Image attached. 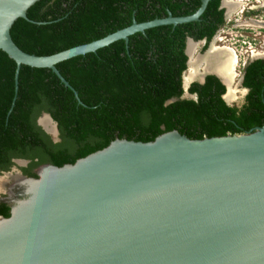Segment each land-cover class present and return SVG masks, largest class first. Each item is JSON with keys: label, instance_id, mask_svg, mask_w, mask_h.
Instances as JSON below:
<instances>
[{"label": "water", "instance_id": "water-1", "mask_svg": "<svg viewBox=\"0 0 264 264\" xmlns=\"http://www.w3.org/2000/svg\"><path fill=\"white\" fill-rule=\"evenodd\" d=\"M37 1L0 0V49L15 61V77L21 64L47 67L69 87L58 62L150 27L197 20L209 3L201 0L191 13L133 19L45 55L23 51L9 32ZM220 8L228 16L224 0ZM250 19L264 28V19ZM36 123L59 140L49 112ZM0 174L7 194L1 199L10 202L9 216L0 215V264H264V124L200 139L175 129L151 141L115 138L73 163H43L36 177L15 167Z\"/></svg>", "mask_w": 264, "mask_h": 264}, {"label": "trees", "instance_id": "trees-1", "mask_svg": "<svg viewBox=\"0 0 264 264\" xmlns=\"http://www.w3.org/2000/svg\"><path fill=\"white\" fill-rule=\"evenodd\" d=\"M221 0L209 3L194 21L150 27L95 51L56 64L66 86L47 67L21 64L0 49V171L13 158L28 159L23 173L36 177L43 163H73L115 138L151 141L164 131L189 138L241 133L264 124V58L248 62L240 107L222 98L225 86L213 75L193 84L196 99L165 101L180 93L188 37L206 39L224 23ZM201 0H38L10 27L14 43L27 53L52 54L156 17L194 12ZM77 94V96L75 95ZM47 111L57 122L59 142L37 125ZM0 215L9 206L0 203Z\"/></svg>", "mask_w": 264, "mask_h": 264}, {"label": "flooded vegetation", "instance_id": "flooded-vegetation-1", "mask_svg": "<svg viewBox=\"0 0 264 264\" xmlns=\"http://www.w3.org/2000/svg\"><path fill=\"white\" fill-rule=\"evenodd\" d=\"M227 1L228 2H235V9H233V10H231L230 7H228L227 2H225L226 5H224L226 7V9H227V12L229 11L230 13H233L234 10H236V8H238L239 6L237 7L236 1H229V0H227ZM238 1H240V0H238ZM249 19L246 20L243 25L253 27L252 25H250ZM262 29H264V28H262ZM263 37H264V35H263ZM216 40H214V39L211 38L210 41L207 43L206 47H204V45L206 43V39H198V40H196V39L192 38V42H190V44H189V51H190V54H191V62H190L189 68H188V65H187L186 69L180 75V93L178 95L169 97L165 101V103H171V102H173V101H175L177 99H196L198 93L196 91L191 90L192 85L193 84H198V85L204 84L205 81H206V77L209 76V75L215 76L222 84H223V80H226V82H228L227 84H229V85H227L228 86L227 93H226V87H225L224 93H222V98H223V95L226 96V99H224V98L223 99H224V101L228 105L235 106V107H240L244 103L245 95L248 92V88H246V87H244L242 85L243 75H244V68H243L242 71H240V74H239L240 78L238 80V84H237L238 86H237V88H239L242 91H239L240 92V96H239L238 102L236 103L235 99L228 100L227 95L229 94L230 89H235V87H233V85H232V81H233L234 75H236L235 64H236V60H238L237 53L234 50H232V48H231V50L228 49V48H220L219 46H217L216 44L213 43ZM200 42L202 44L201 51L198 52V55L197 54L194 55V48L196 46L195 43L199 44ZM187 43L188 42L186 41L185 50L187 48ZM201 52H203V53H201ZM230 53L232 54V56L234 55V57H232ZM228 56L232 57V61L233 62L231 61V62H227L226 63L225 57H228ZM214 57H216V59H218V60L221 59V61L218 62V63H216L218 60L216 61V59ZM257 58H264V54H261V56H256V57L255 56H252L245 63L247 64L248 62L253 61L254 59H257ZM187 59H188V56H187ZM197 61H199V62L196 63ZM209 63L210 64L213 63L212 66H214L216 64L215 66H216V68H217V66L219 67V68H217L219 71L216 68H213V67L212 68H207V65ZM186 64H187V61H186ZM194 66H195V68H194ZM210 70H214V71L216 70V72H218L221 76L219 74L215 73L214 71H210ZM222 70L225 73H223ZM186 71H187V74H185ZM231 73L234 74V75H232ZM229 76H230V78H229ZM230 101L231 102H235V104L231 103ZM45 120H46L45 118H43L41 120V122L44 124V126L47 125V123H46ZM50 138H51V141H53V142H59L61 140L60 137H59V140L58 141H54V139H53L52 136H50ZM17 159H24V158H13L12 159L13 164L9 168V170H11V168L15 167L17 169H20V172L22 174L27 175V174L23 173V171L21 170V168L27 166L28 163H29V160L28 159H24L25 160V163L24 164H18L16 162ZM37 168H38V166L34 169L35 172H36ZM9 170H1L0 173H2L4 171H9ZM15 191H16L15 193H17V190H15ZM6 196H7V194H6L5 191L4 192L3 191L0 192V203L1 202H5L9 206L10 205V202H8L6 200L4 201V199H1L2 197H6ZM9 211H10V206H9Z\"/></svg>", "mask_w": 264, "mask_h": 264}, {"label": "rangeland", "instance_id": "rangeland-1", "mask_svg": "<svg viewBox=\"0 0 264 264\" xmlns=\"http://www.w3.org/2000/svg\"><path fill=\"white\" fill-rule=\"evenodd\" d=\"M229 1H236L237 2L238 0H229ZM240 1H242V3H240L239 7L236 8V10H234V12L231 13L230 16H228L229 18L225 17V24L223 26H221L215 34L219 38H217V40L215 38L216 41L213 42L214 44H216L220 48H228L230 50H231L232 44L228 43V42L234 40V42L237 43V46L236 45L235 46L238 50L236 53L238 54L239 59L236 60V64H235L236 75H234L233 81H232V85H233V87H235V97L233 99H235L236 103L238 102V99L240 96L239 91H242L239 88H237V86H238L237 84H238V80L240 78V76H239L240 71L243 70L242 61L244 60L243 57H246L245 50L247 48V44L244 45L242 43V41L239 38H237V36L239 34H243L245 37L246 36L247 37L256 36V38L261 39L262 36L264 35V29H262V31H261V28H258L255 26L250 28L248 26L243 25L244 22L250 17L251 18L264 19V0H240ZM237 39H239L240 41H237ZM262 39H264V38H262ZM195 44H196V46L194 48V55H196V54L198 55V52L201 51L202 44H201V42L199 44H197V43H195ZM258 49H260V48H258ZM201 53H203V52H201ZM254 54L257 55L259 53L255 52ZM185 74H187V71L185 72ZM231 103L235 104V102H231ZM18 170H20V169H18ZM5 178H6V176L4 174H0V186H2L4 184L3 180ZM2 188L3 187H0V190H3Z\"/></svg>", "mask_w": 264, "mask_h": 264}, {"label": "built area", "instance_id": "built-area-1", "mask_svg": "<svg viewBox=\"0 0 264 264\" xmlns=\"http://www.w3.org/2000/svg\"><path fill=\"white\" fill-rule=\"evenodd\" d=\"M231 15V13H229L228 14V16H230ZM228 16H226V17H228ZM229 18V17H228ZM225 24V18H224V23L221 25V26H223ZM220 26V27H221ZM219 27V28H220ZM248 27H250V28H252L251 26H248ZM218 28V29H219ZM258 28H260V27H258ZM261 31H262V28H261ZM217 32V31H216ZM216 34V33H215ZM214 37L217 39V38H219L217 35H214ZM237 38H239L241 41H242V43L244 44V45H246L247 44V48H246V50H245V53H246V57H243L244 58V60L242 61V67L244 68V66H245V62L250 58V57H252V56H261L260 54H264V39H262V38H264L263 36H262V38L261 39H259V38H256V36H253V37H245L243 34H239L238 36H237ZM242 38V39H241ZM239 39H237V41H240ZM228 41V40H227ZM228 43H231L232 44V49L233 50H235V52H237L238 50H237V48H236V46H237V43L236 42H234V40L233 41H229ZM236 45V46H235ZM258 48H260V49H258ZM259 53L258 55H256V54H254V53ZM240 53V52H239ZM237 58L239 59V56H238V54H237Z\"/></svg>", "mask_w": 264, "mask_h": 264}, {"label": "bare ground", "instance_id": "bare-ground-1", "mask_svg": "<svg viewBox=\"0 0 264 264\" xmlns=\"http://www.w3.org/2000/svg\"><path fill=\"white\" fill-rule=\"evenodd\" d=\"M225 2H227V5H228V7H230V9L231 10H233V9H235V2H228L227 0H224V5H226L225 4ZM240 3H242L241 1H238V2H236V4H237V7L240 5ZM228 14L230 13L229 11L227 12ZM249 23H250V25H252V26H255L254 25V23L251 21V19H249ZM256 27V26H255ZM190 42H192V40H188V43H187V52H188V54L190 55V60H189V63H188V68H189V65H190V62H191V54H190V51H189V44H190ZM215 50V49H214ZM213 50V51H214ZM217 51V50H216ZM230 51V50H229ZM207 53V52H206ZM205 53V54H206ZM219 53V52H218ZM231 54V53H230ZM204 55V54H203ZM231 56H232V54H231ZM230 59H229V58ZM228 57H225V61H226V63L227 62H231L232 61V57H234V55L232 56V57H230V56H228ZM215 59H216V57H214ZM229 60H228V59ZM194 59V58H193ZM227 59V60H226ZM218 59H216V61H217ZM235 60V59H234ZM221 61V59H219L216 63H218V62H220ZM224 61V62H225ZM199 61H197L196 63H198ZM208 62V61H207ZM233 62V61H232ZM232 64V63H231ZM234 64V63H233ZM213 65V63H209L208 65H207V68H216V64L214 65V66H212ZM201 66V65H200ZM233 67V66H232ZM194 68H195V66H194ZM217 68H219L218 66H217ZM216 68V69H217ZM193 69V68H192ZM188 70V69H187ZM218 70V69H217ZM230 70V69H229ZM198 71V70H197ZM210 71H214V70H210ZM219 71V70H218ZM199 72V71H198ZM214 72H216V70L214 71ZM222 72H223V70H222ZM230 72V71H229ZM217 74H219L218 72H216ZM223 73H225V72H223ZM232 74V73H231ZM220 75V74H219ZM232 75H234V74H232ZM221 76V75H220ZM232 77V76H231ZM185 78V77H184ZM188 78V77H187ZM229 78H230V76H229ZM189 80V79H188ZM226 84L228 83V82H226V80H223ZM227 85H229V84H227ZM227 89H228V86H227ZM237 90V89H236ZM227 97H228V99L229 100H231V99H233L234 97H235V89H230V92H229V94L227 95ZM225 98H226V96H225ZM43 118H41V120H42ZM40 120V121H41ZM46 121V123H47V125H45L47 128H48V130L49 131H52V126L49 124V121L48 120H45ZM42 123V122H41ZM42 125H44L43 123H42ZM3 186V185H2ZM2 186H0V187H2Z\"/></svg>", "mask_w": 264, "mask_h": 264}]
</instances>
